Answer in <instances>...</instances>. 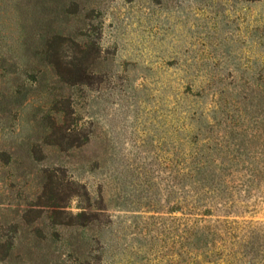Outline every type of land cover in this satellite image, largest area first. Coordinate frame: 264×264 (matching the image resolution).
<instances>
[{
	"label": "rangeland",
	"instance_id": "obj_1",
	"mask_svg": "<svg viewBox=\"0 0 264 264\" xmlns=\"http://www.w3.org/2000/svg\"><path fill=\"white\" fill-rule=\"evenodd\" d=\"M0 264H264V0H0Z\"/></svg>",
	"mask_w": 264,
	"mask_h": 264
}]
</instances>
